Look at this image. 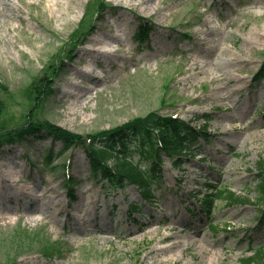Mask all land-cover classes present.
I'll return each instance as SVG.
<instances>
[{"label": "rangeland", "instance_id": "374dc122", "mask_svg": "<svg viewBox=\"0 0 264 264\" xmlns=\"http://www.w3.org/2000/svg\"><path fill=\"white\" fill-rule=\"evenodd\" d=\"M97 1L0 0L6 125L25 122L33 84L55 67L64 72L54 78L42 119L89 135L151 112L196 127L204 124L198 117L209 115L210 141L200 140L181 169L164 156L151 203L134 186L115 191L97 182L82 148L63 151L48 138L5 147L0 264H240L264 244L256 188V166L264 160V80H255L264 63V0H104L102 14ZM143 22L150 32L140 40ZM96 38L113 39L116 51L98 63L85 53ZM217 188L250 203L213 197L211 212L203 213L201 200ZM132 206L138 211L131 216ZM20 226L57 241L61 253L46 258L35 244L11 243Z\"/></svg>", "mask_w": 264, "mask_h": 264}, {"label": "trees", "instance_id": "16d2710c", "mask_svg": "<svg viewBox=\"0 0 264 264\" xmlns=\"http://www.w3.org/2000/svg\"><path fill=\"white\" fill-rule=\"evenodd\" d=\"M106 7L104 0H98L95 8L102 13ZM78 36L79 34L76 35ZM143 36L142 30L140 37ZM49 70L51 74L48 79L43 77L32 86L30 96L32 106L25 115L24 123L8 127L4 118L7 116L9 106L0 99V151L5 145L44 136L62 141L65 149L82 147L87 154L92 172L100 177L101 181H106L114 189L136 185L144 200L151 202L156 198L153 185L161 180L160 164L163 162V155L168 156L175 166L181 167L182 157L192 155V147L197 140L200 137L208 140L206 128L210 121L209 116H205L206 124L198 130L179 118L163 116L158 112L136 117L121 126L95 134L81 135L64 129L47 119L40 118V109L54 96L55 80L61 75V71L55 67H50ZM259 78L264 79V64L257 74V79ZM136 156L139 158L137 161ZM144 163L146 167H143ZM258 168L260 172L257 188L261 200L264 201V162L261 161ZM226 194L234 201L250 202L238 200L228 189L219 188L215 196L222 198ZM211 201L208 198L204 200L203 209H210ZM132 211L135 210L132 208ZM261 222L264 224V211ZM22 241L27 245L26 240ZM42 249L49 255L53 247L43 246ZM253 253L254 255L241 259V264H264V247L254 250Z\"/></svg>", "mask_w": 264, "mask_h": 264}, {"label": "bare ground", "instance_id": "6f19581e", "mask_svg": "<svg viewBox=\"0 0 264 264\" xmlns=\"http://www.w3.org/2000/svg\"><path fill=\"white\" fill-rule=\"evenodd\" d=\"M113 39L117 40L118 37L114 36ZM113 39H110V38H96V39H94L92 42V46L89 49H87L85 52L87 54V59H89L90 62L98 63L97 60L99 58H101L102 56H104L106 54H109V55L115 54L116 51L113 50V48H112V45L115 43L112 41ZM216 48H217V50H219V46H217ZM205 65L207 66V64H205ZM201 69H203V67H201ZM80 71L83 73L84 72L87 73V71H83V70H80ZM87 74H89V76L92 78V80H94L96 78L94 75H92V73H87ZM70 95H74V94L70 93ZM173 248H174V246L166 247V248H162L161 251L173 249ZM167 262L168 261H165L163 264H166ZM173 263L179 264L180 262L177 259H173Z\"/></svg>", "mask_w": 264, "mask_h": 264}]
</instances>
